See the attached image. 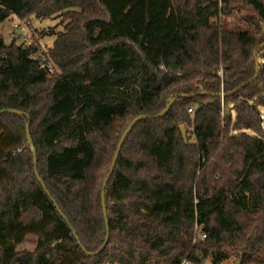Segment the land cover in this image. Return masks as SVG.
I'll return each mask as SVG.
<instances>
[{"label": "trees", "instance_id": "obj_1", "mask_svg": "<svg viewBox=\"0 0 264 264\" xmlns=\"http://www.w3.org/2000/svg\"><path fill=\"white\" fill-rule=\"evenodd\" d=\"M237 8L250 29L223 26ZM56 16L43 61L0 35V112L25 114H0V264H247L264 246V0H0V25ZM170 99L125 140L105 221L119 141Z\"/></svg>", "mask_w": 264, "mask_h": 264}, {"label": "rangeland", "instance_id": "obj_2", "mask_svg": "<svg viewBox=\"0 0 264 264\" xmlns=\"http://www.w3.org/2000/svg\"><path fill=\"white\" fill-rule=\"evenodd\" d=\"M251 14L252 12L247 8H237L231 17L223 19V26L228 31L234 32L250 29L248 17ZM66 23L67 21L65 22L61 16L46 20H36L31 17L27 23L21 22L15 17H10L0 25V35L4 38L6 44L11 43L12 40H16L17 44L22 47H27V44H37L39 51L34 58L43 61L48 49L52 48L57 35L64 31ZM14 24L18 25L17 29L14 28ZM36 242L35 235H28L25 241L16 247V250L19 252H32ZM246 261H248L247 264H264V246L250 260L246 258ZM238 262L237 257L231 256L221 264H238ZM204 264H212L210 258Z\"/></svg>", "mask_w": 264, "mask_h": 264}, {"label": "water", "instance_id": "obj_3", "mask_svg": "<svg viewBox=\"0 0 264 264\" xmlns=\"http://www.w3.org/2000/svg\"><path fill=\"white\" fill-rule=\"evenodd\" d=\"M264 47V44L260 47V48H263ZM258 72H259V67H257V75H258ZM256 75V77H257ZM245 85H242L241 87H244ZM173 99H170L169 101V105L167 106V108L160 114L154 116V117H145V116H140V117H137L136 119H134L129 125L128 127L126 128L121 140L119 141L118 145H117V149H116V152H115V155H114V159L112 161V164H111V168L109 170V173L103 183V187H102V191H101V199H102V208H103V213H104V217H105V221H106V207H105V188L107 186V183L111 177V174L113 172V168L115 167L116 165V162H117V159L119 157V153H120V150L125 142V140L127 139V137L129 136L130 132L132 131V129L141 121V120H145V119H160V118H163L170 106L173 104ZM12 114V115H16V116H24L25 114L23 112H20V111H16V110H4V111H1L0 114ZM180 131H181V135H182V138L184 140L185 143H188V139H187V134H186V130L183 126L180 127ZM26 134H27V140H28V144L30 145V149L33 153V156H35V151H34V147L32 145V141H31V138H30V135H29V125L27 124L26 125ZM107 224V222H106Z\"/></svg>", "mask_w": 264, "mask_h": 264}, {"label": "built area", "instance_id": "obj_4", "mask_svg": "<svg viewBox=\"0 0 264 264\" xmlns=\"http://www.w3.org/2000/svg\"><path fill=\"white\" fill-rule=\"evenodd\" d=\"M14 28L17 29V28H18V25H17V24H14ZM29 45H30V44H27V46H29ZM188 112L191 113V110H188ZM263 117H264V115L262 116V118H263ZM204 238H205L204 235H202V236L200 237L201 240H203ZM183 264H188V263H183Z\"/></svg>", "mask_w": 264, "mask_h": 264}]
</instances>
